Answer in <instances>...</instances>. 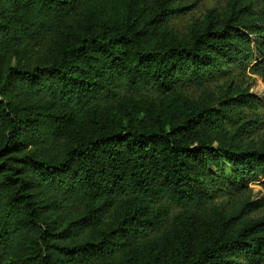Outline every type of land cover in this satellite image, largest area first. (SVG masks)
Masks as SVG:
<instances>
[{
  "label": "trees",
  "instance_id": "obj_1",
  "mask_svg": "<svg viewBox=\"0 0 264 264\" xmlns=\"http://www.w3.org/2000/svg\"><path fill=\"white\" fill-rule=\"evenodd\" d=\"M189 9L0 0V264L264 262V0Z\"/></svg>",
  "mask_w": 264,
  "mask_h": 264
},
{
  "label": "rangeland",
  "instance_id": "obj_2",
  "mask_svg": "<svg viewBox=\"0 0 264 264\" xmlns=\"http://www.w3.org/2000/svg\"><path fill=\"white\" fill-rule=\"evenodd\" d=\"M186 3L190 6L188 12L184 15H181L178 18L173 20L178 27H185L190 23L194 18L200 17L206 13L208 9L212 7H220L225 4L226 0H185ZM261 45H264V35L260 39ZM255 60L252 64L263 58L261 51L256 46L255 47ZM251 64V65H252ZM248 74L251 76V79L246 84H252L250 92L257 95L264 102V80L261 76L256 75L250 71V67L247 68ZM264 110V105H263ZM224 167H227V162L224 161ZM249 187L252 188V198L253 199H264V176H261L258 180L251 181ZM242 264H255L247 259L242 260ZM260 264H264L261 262Z\"/></svg>",
  "mask_w": 264,
  "mask_h": 264
}]
</instances>
